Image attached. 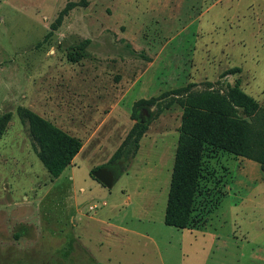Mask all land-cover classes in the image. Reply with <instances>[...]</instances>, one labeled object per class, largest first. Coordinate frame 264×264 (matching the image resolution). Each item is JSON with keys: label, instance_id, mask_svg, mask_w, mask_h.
<instances>
[{"label": "rangeland", "instance_id": "rangeland-1", "mask_svg": "<svg viewBox=\"0 0 264 264\" xmlns=\"http://www.w3.org/2000/svg\"><path fill=\"white\" fill-rule=\"evenodd\" d=\"M79 1L0 0V117L12 114L0 137V264H263V173L241 178L233 156L218 161L228 186L206 229L236 239L206 246L205 228L196 240L165 224L183 115L175 96L138 109L149 123L141 151L123 144L138 101L190 84L238 83L264 105V0H89L44 40ZM19 108L82 141L60 178ZM107 166L119 172L112 189L92 177Z\"/></svg>", "mask_w": 264, "mask_h": 264}, {"label": "trees", "instance_id": "trees-1", "mask_svg": "<svg viewBox=\"0 0 264 264\" xmlns=\"http://www.w3.org/2000/svg\"><path fill=\"white\" fill-rule=\"evenodd\" d=\"M89 0L70 3L51 25L44 40L51 38L64 19L76 7H87ZM72 62L78 60L70 55ZM232 72H228L230 74ZM190 84L163 94L160 98L142 99L134 106L138 122L131 129L123 146L132 143L134 154L146 135L149 123L139 121L138 109H150L170 95L183 108L182 124L165 213V224L180 230L204 227L209 215L225 195L229 169L218 163L222 155L246 158L257 162L264 178V105L245 93L240 85L223 90L212 87L193 91ZM169 107V105L167 106ZM21 120L28 125L30 136L41 163L53 179H58L80 154L82 141L51 121L27 108H19ZM12 119L8 113L0 117V137ZM122 150V149H121ZM121 150L116 154L119 157ZM223 157V156H222ZM117 178L119 172L110 166ZM99 168L93 170V173ZM218 198V202H217Z\"/></svg>", "mask_w": 264, "mask_h": 264}, {"label": "crops", "instance_id": "crops-1", "mask_svg": "<svg viewBox=\"0 0 264 264\" xmlns=\"http://www.w3.org/2000/svg\"><path fill=\"white\" fill-rule=\"evenodd\" d=\"M143 141L144 140H142V142L140 143V151L142 149ZM234 159L236 160V162L238 164H240L239 170H240V173H241V178L251 177L254 174H256L258 172V170L259 171L261 170L260 165L257 162H255V161H252V160H249V159H246V158H242V157H239V158H235L234 157ZM74 161H75V159H74ZM261 172H262V170H261ZM124 175H130V173H125V174H122L121 176H124ZM117 180H118V178H117ZM239 183H240V185L244 184L242 179H241V181H239ZM227 186L228 185H226V187H225L226 190H227ZM170 187H171V183H170ZM169 191H170V189H169ZM122 193L126 197L125 201H123V202H125V203L129 202V200H130L129 189L128 188L122 189ZM234 206L237 208V205H234ZM166 208H167V206H166ZM165 213H166V210H165ZM164 222H165V215H164ZM202 224H203V222L201 224H199V225L201 226ZM206 224L207 223L205 222L204 227H200L199 226V227H195V228H191V229H184V230H182L183 231V235H184V233L189 232L191 234H194V238L197 240L198 237L195 236V233L201 232V230L204 229V228L206 229ZM206 231L207 232H205L204 235H203V242L206 244V246H207L208 241L210 240L215 245H219V247H221L222 249H226L230 245V241L233 240V239H236V232H231V233L223 235V234H219L217 232L211 234V233H209L208 229H206ZM206 235H209L210 238H207ZM257 245H259V244H257ZM261 261L264 264V257H263V259Z\"/></svg>", "mask_w": 264, "mask_h": 264}, {"label": "water", "instance_id": "water-1", "mask_svg": "<svg viewBox=\"0 0 264 264\" xmlns=\"http://www.w3.org/2000/svg\"><path fill=\"white\" fill-rule=\"evenodd\" d=\"M146 113V110H142V112L139 115V121L142 123H147L148 120L144 119V114ZM93 176L104 186H106L108 189H112L116 180L117 176L114 173L113 170H111L108 167H104L101 169L96 170L93 173Z\"/></svg>", "mask_w": 264, "mask_h": 264}]
</instances>
